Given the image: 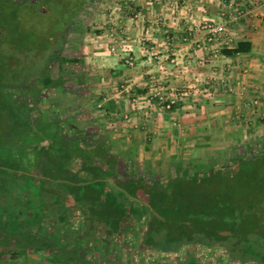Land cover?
Segmentation results:
<instances>
[{"label":"crops","instance_id":"crops-1","mask_svg":"<svg viewBox=\"0 0 264 264\" xmlns=\"http://www.w3.org/2000/svg\"><path fill=\"white\" fill-rule=\"evenodd\" d=\"M14 1L25 7L32 4L29 1L34 6L45 0ZM98 1L103 6L106 0ZM128 1L109 12L95 10L89 27L73 28L62 49L66 53L60 59L64 61L59 64L61 73L48 77L52 80L49 88L40 84L50 97L45 100L49 106L59 92L57 82L69 86L65 125L70 136L60 140L81 145L80 153L73 152L81 162L76 169L63 165L45 169L41 149L21 148L25 158L34 161L24 175L35 186L33 197L35 193L48 197L51 232L25 229L17 244L23 242L29 250L17 255L19 264H198L192 262L197 255L187 254L179 242L164 243L157 234L147 232L149 202H154L151 190L169 193L177 179L216 177L220 166L235 165L242 154L264 143V0L230 29L226 40L217 42L206 39L201 25L220 21L224 0ZM239 42H248L250 49L222 53ZM51 54L46 51L44 55ZM33 72L22 70L12 87L22 85L27 90L24 83ZM158 93L176 95L170 110L162 108ZM33 101L43 103L37 95ZM26 104L18 113L25 112L21 116L35 132L17 134L21 140L30 135L41 138L39 131L48 125L59 127V121H46L48 114L55 113L53 107L27 110ZM251 119L254 124L250 126ZM257 157L264 155L257 153ZM53 161L58 162L50 157ZM162 176L169 180L157 188L151 177ZM122 205L134 211L125 222L130 230H137L133 234L120 232ZM68 208L81 215L70 219L57 215ZM34 220L38 222V217L25 215L30 224ZM59 221H66V231H73L65 246L59 242L65 233L58 230ZM140 225L143 235L138 233ZM145 240L150 248L127 250V246L135 247L132 243Z\"/></svg>","mask_w":264,"mask_h":264},{"label":"rangeland","instance_id":"rangeland-1","mask_svg":"<svg viewBox=\"0 0 264 264\" xmlns=\"http://www.w3.org/2000/svg\"><path fill=\"white\" fill-rule=\"evenodd\" d=\"M68 1L70 5H68ZM121 2L128 5L129 1L106 0L102 3L103 6H100V1L98 0H85L80 5L73 20L65 23V31L56 34L55 31H60L63 28L65 20V18L63 20L58 19V14L62 12L66 15L69 12L71 13L75 9L74 6L77 5L78 0H51L49 3L45 0L37 2L34 6L33 3L35 2L29 1L28 3L32 4L24 5L25 7L14 0H0V264L20 263V258L18 259V257L23 255L25 250H29V247L25 246L23 242L17 244L19 235L23 234L25 229L30 227V231L36 233L43 230V234L47 235L51 232L49 220L51 210L47 208L48 205L46 206L48 197L43 193H35L33 197L32 193L35 186L33 183L29 184L27 182L28 176L25 177L24 175L28 174L34 167V161L25 158L26 156L22 150L39 151L41 149L44 155V168L49 166V168L55 169V167L58 166L59 168L63 165L65 168L76 169L81 162L77 157L79 154L73 153H80L77 148L81 147V145L77 146V144L69 143V141L64 144L60 140L63 136L67 138L70 136V129L65 125L68 108L66 105L69 103L65 89H68L69 86L66 85V82H57L60 83L58 84L59 87H56L59 92L49 106L45 102L49 97L47 90L41 88L40 84L44 83L42 87L46 88L47 86L49 88L48 83H52V80L49 79L50 76L57 78L58 72L61 73L59 64L64 61L60 59L66 53V50L62 49L67 40L66 36L72 33L73 28L84 29L89 27L92 24L91 16L96 12L95 10L109 12L113 8H117V4ZM52 37L54 41H50ZM50 45L52 46L51 49H49ZM47 50L53 52L51 54L53 56L49 55L46 57L43 53ZM49 57H52V60H49ZM34 69L35 72L32 73L31 79L24 83L29 86H27V90H24L25 87L22 85L12 87L14 81L20 77L18 74L22 73V70L26 74ZM9 85L12 87L11 90ZM38 88H41L40 91L36 90ZM34 95L42 99L43 103L38 104L34 101V103H30V99ZM25 103H27V110H35L42 107H48L49 110H52L53 107L55 113L48 114L46 121L51 124L59 121V127L51 128L48 125L39 131L41 132V138L39 137L40 135L37 137L30 135L27 139L21 140L19 136L17 137V134H23L28 131L35 132L33 125H29L26 119L21 116L25 112L17 113L20 109L23 110ZM11 109L18 116L15 121L10 120V117L12 118V115H15L9 112ZM43 117L45 118L44 114ZM63 140L66 141V138H63ZM257 153L264 155V143L261 146H256L254 150L242 154L240 161H235L233 164L236 165L240 162L242 164L249 163L255 158ZM65 155L68 156L66 160L63 158ZM50 157H55L58 162L53 161V163L47 165ZM225 164L227 165V163ZM235 165L228 169L226 188L230 190V193L236 199V203L242 206L257 203L258 206L264 207V159L257 164L253 163V165L248 166L247 168L249 169L245 171L237 169ZM220 167L215 176L219 177L222 174L224 168ZM151 180L158 184H156L158 188L163 187L169 178L164 176L151 177ZM149 189L151 190L152 187ZM151 192L150 198L152 197L153 199L154 190L152 189ZM167 194L168 192L163 193L165 196ZM142 196L144 199L146 198L145 194H142ZM66 200L71 201L69 198ZM149 205L152 206V201L149 202ZM20 207H25V209ZM61 211L59 210L57 215L59 214L64 218L67 217V219L81 215L77 213L76 209L68 208ZM65 211L68 213H65ZM82 211L88 213L89 209H82ZM7 212H11L10 217L7 216ZM133 212V209L131 211L125 205H122L121 209L118 210L120 216L124 217V221L119 226L121 233L133 234L135 232L136 229L130 230L129 224L125 223L127 219L133 217ZM3 214L6 216L5 218H3ZM25 215H28L31 219L38 217V222L34 220L30 224V221H25ZM65 223L66 221H63L57 225L59 231L63 229V232H65L61 234L59 239L63 246L71 242V238L67 237L70 230L66 231L64 229ZM138 231V233L143 235V225L138 226ZM225 235L227 236L226 238L214 239L211 242L197 237L181 240L178 243L180 247L171 245V248L179 247L184 249V251L186 250L187 254L192 252L197 255V258L192 260V262L196 263L197 261L198 264H259L261 260L264 264V245L260 240L255 245H251L248 242L243 244L242 247L247 249L245 251L237 247L236 239L232 235ZM108 238L109 234L106 236V239ZM124 238L128 239L126 236ZM149 241H140L138 242L139 244L137 242L136 244L132 243L135 247L127 246V250L134 248L135 252L139 248L143 250L150 248ZM144 242L145 245H142ZM146 243L148 244L146 245ZM12 249H17L16 252L19 254L17 258H11ZM228 254L230 255L229 258L227 257ZM206 255H209V257H206ZM223 257H227V260L223 261Z\"/></svg>","mask_w":264,"mask_h":264},{"label":"trees","instance_id":"trees-1","mask_svg":"<svg viewBox=\"0 0 264 264\" xmlns=\"http://www.w3.org/2000/svg\"><path fill=\"white\" fill-rule=\"evenodd\" d=\"M46 1L49 3L51 0ZM84 1L78 0L75 9L69 14L66 15L64 12L58 14V19L65 18V20L63 28L55 31L56 34L65 31V23L73 20ZM68 5H70L69 1ZM53 39L52 37L50 41ZM249 49L248 42H239L235 48L223 49L222 53L235 54ZM9 112L15 114L12 109ZM16 116V114L12 115V119ZM262 159L264 158L257 157L249 163H238L235 167L245 171L249 169L248 166L257 164ZM49 162L47 165L51 164ZM48 168L49 166L45 167ZM230 168L231 166L225 168L219 177H194L187 182L177 179L167 196L163 195L162 189L155 190L154 202L152 201L151 210L148 212L147 232L157 234L161 242L178 243L196 237L207 242L224 239L227 236L221 231H229L241 250L247 251L242 247L247 242L255 245L260 240L264 245V207L258 206L257 203L244 206L236 203V199L226 188V178ZM134 188L135 186L132 190ZM17 255L19 254L16 252L11 258H17Z\"/></svg>","mask_w":264,"mask_h":264},{"label":"built area","instance_id":"built-area-1","mask_svg":"<svg viewBox=\"0 0 264 264\" xmlns=\"http://www.w3.org/2000/svg\"><path fill=\"white\" fill-rule=\"evenodd\" d=\"M225 6L220 11V21L218 22H203L201 27L205 30L206 39L210 42L226 40L227 33L230 29L236 26L242 19L251 15L261 0H224ZM161 106L165 110H170L176 102V95L170 97L163 96L158 93ZM264 115H262L263 117ZM248 124H254V120H249Z\"/></svg>","mask_w":264,"mask_h":264},{"label":"water","instance_id":"water-1","mask_svg":"<svg viewBox=\"0 0 264 264\" xmlns=\"http://www.w3.org/2000/svg\"><path fill=\"white\" fill-rule=\"evenodd\" d=\"M222 234H230L229 231H221Z\"/></svg>","mask_w":264,"mask_h":264}]
</instances>
